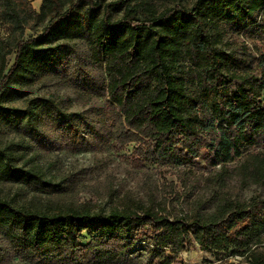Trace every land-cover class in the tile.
<instances>
[{"label": "trees", "instance_id": "1", "mask_svg": "<svg viewBox=\"0 0 264 264\" xmlns=\"http://www.w3.org/2000/svg\"><path fill=\"white\" fill-rule=\"evenodd\" d=\"M262 13L264 0H0V264H120L138 245L145 264L194 246L221 264H264ZM228 33L254 45L227 51ZM76 43L105 74L113 152L180 185H163L161 201L107 186L101 208L34 142L48 126L67 151L81 144L76 115L29 95L45 82L78 90ZM172 200L187 210L170 212Z\"/></svg>", "mask_w": 264, "mask_h": 264}, {"label": "rangeland", "instance_id": "2", "mask_svg": "<svg viewBox=\"0 0 264 264\" xmlns=\"http://www.w3.org/2000/svg\"><path fill=\"white\" fill-rule=\"evenodd\" d=\"M33 7L38 10L41 0H30ZM264 13L257 18L262 21ZM39 32L28 30L27 36L38 35ZM5 31L0 26V36H4ZM224 41L229 43L227 51H232L239 55L241 42H245L251 48L254 40L249 36H234L228 33ZM75 50L71 52L72 62H77L85 71L84 81L79 85L78 90L65 88L54 82H45L37 85L29 91L30 97H40L51 100L61 112L76 115L77 124L82 133V141L78 148L69 152L58 144L52 129L48 126L38 131V141L43 144L51 164L59 169L57 175L65 178L75 179L80 185H85L88 192L83 194L85 200L96 198L99 207L107 209L109 206L108 192L114 189L118 195L130 192L134 199H138L145 204H149L152 196L155 202L161 201L164 194L161 189L163 185L170 181L174 182L177 188L180 186L177 180L170 176L157 175L151 168L134 170L127 163L121 154H115L111 148V138L107 128L100 121V109L103 106L101 97L98 95L99 88L104 84L105 74L87 59V52L83 43H76L72 46ZM22 108V104L16 106ZM33 136V134H29ZM49 161V162H50ZM108 180V183H107ZM191 185V184H189ZM173 188V187H172ZM177 188L174 187L176 190ZM173 189V190H174ZM98 191V195H96ZM179 191V189H178ZM191 191V190H190ZM254 189L248 190L245 196L253 194ZM192 192V191H191ZM257 192H259L257 190ZM93 194V195H92ZM168 209L172 213H180L181 209L187 210L184 202L170 201ZM149 249L144 245L136 246L129 252L120 264H145L149 257ZM264 252V247L260 248ZM15 264H27L16 262ZM175 264H221L209 254L200 252L195 246L187 253H184Z\"/></svg>", "mask_w": 264, "mask_h": 264}]
</instances>
